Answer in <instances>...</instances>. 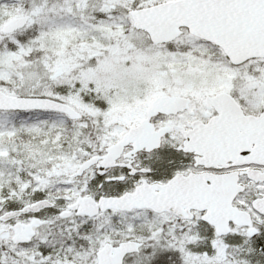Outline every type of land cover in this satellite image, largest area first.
<instances>
[{"label": "snow or ice", "instance_id": "snow-or-ice-1", "mask_svg": "<svg viewBox=\"0 0 264 264\" xmlns=\"http://www.w3.org/2000/svg\"><path fill=\"white\" fill-rule=\"evenodd\" d=\"M0 264H264V0H0Z\"/></svg>", "mask_w": 264, "mask_h": 264}]
</instances>
